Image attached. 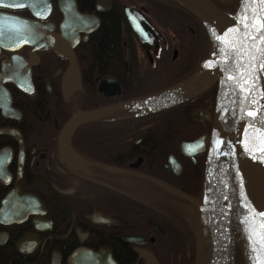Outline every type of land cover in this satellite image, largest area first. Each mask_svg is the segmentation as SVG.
I'll list each match as a JSON object with an SVG mask.
<instances>
[{
	"label": "flooded vegetation",
	"instance_id": "flooded-vegetation-1",
	"mask_svg": "<svg viewBox=\"0 0 264 264\" xmlns=\"http://www.w3.org/2000/svg\"><path fill=\"white\" fill-rule=\"evenodd\" d=\"M211 1L227 13L240 3ZM215 36L178 0H0V264H70L78 249L116 264H210L219 81L170 108L139 104L215 64ZM232 173L237 261L246 232Z\"/></svg>",
	"mask_w": 264,
	"mask_h": 264
},
{
	"label": "water",
	"instance_id": "water-1",
	"mask_svg": "<svg viewBox=\"0 0 264 264\" xmlns=\"http://www.w3.org/2000/svg\"><path fill=\"white\" fill-rule=\"evenodd\" d=\"M178 1L200 11L214 23L216 63L190 79L147 97L139 105L152 111L170 108L219 81L217 113L206 172L213 228L210 264L229 263L231 170L242 201L248 262L264 264V39H261L264 27L260 26L264 23V0H241L233 14L221 10L211 0ZM25 29L35 34L39 28L31 26ZM235 107L233 123L230 116ZM99 112L77 114L63 132L72 130L80 121ZM29 198L36 202L34 197ZM69 262L116 264L110 251L87 249L74 251Z\"/></svg>",
	"mask_w": 264,
	"mask_h": 264
},
{
	"label": "bare ground",
	"instance_id": "bare-ground-1",
	"mask_svg": "<svg viewBox=\"0 0 264 264\" xmlns=\"http://www.w3.org/2000/svg\"><path fill=\"white\" fill-rule=\"evenodd\" d=\"M230 204L232 206V214L230 216L233 218V227L232 230L234 232V239L237 238V234L241 231V226L239 223V199L237 198V188L235 184L232 182L231 185V201ZM235 257L232 259V264L235 263Z\"/></svg>",
	"mask_w": 264,
	"mask_h": 264
},
{
	"label": "trees",
	"instance_id": "trees-1",
	"mask_svg": "<svg viewBox=\"0 0 264 264\" xmlns=\"http://www.w3.org/2000/svg\"><path fill=\"white\" fill-rule=\"evenodd\" d=\"M101 38H102L101 41H103V43L105 42H107V44L113 43V40L115 39V29L112 26V22L108 23V25L106 26V31L104 32V36ZM96 40L99 41L98 39Z\"/></svg>",
	"mask_w": 264,
	"mask_h": 264
},
{
	"label": "rangeland",
	"instance_id": "rangeland-1",
	"mask_svg": "<svg viewBox=\"0 0 264 264\" xmlns=\"http://www.w3.org/2000/svg\"><path fill=\"white\" fill-rule=\"evenodd\" d=\"M243 233H242V236H241V244H244V240H243ZM241 247V246H240ZM239 248V247H238ZM233 252V251H232ZM232 252L230 253V258H229V264H232V259H233V256H232ZM244 250L242 251V249L240 248L239 249V252H238V255H237V261L235 260V263L234 264H245L244 263Z\"/></svg>",
	"mask_w": 264,
	"mask_h": 264
},
{
	"label": "snow or ice",
	"instance_id": "snow-or-ice-1",
	"mask_svg": "<svg viewBox=\"0 0 264 264\" xmlns=\"http://www.w3.org/2000/svg\"><path fill=\"white\" fill-rule=\"evenodd\" d=\"M37 15H39V13H37ZM260 26H261V27H264V23H261ZM261 39H264V37H261ZM249 115H254V113H249Z\"/></svg>",
	"mask_w": 264,
	"mask_h": 264
}]
</instances>
